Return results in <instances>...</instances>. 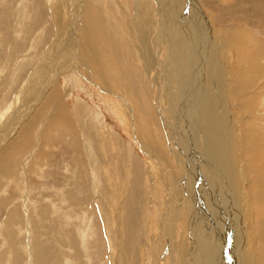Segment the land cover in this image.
Masks as SVG:
<instances>
[{
	"label": "rangeland",
	"instance_id": "obj_1",
	"mask_svg": "<svg viewBox=\"0 0 264 264\" xmlns=\"http://www.w3.org/2000/svg\"><path fill=\"white\" fill-rule=\"evenodd\" d=\"M62 1L63 3L61 4L65 8H61V10L66 9L63 14L64 21L63 23L60 22L64 25L62 30L57 28L58 24L54 16L51 15V11L53 13V2L59 3V0L0 1V140H3V142L0 143V158L2 155H5L4 151L9 150L8 154L11 158L10 160L13 161L14 165L16 164L12 170L6 169V172L0 170V264H117L118 259H121V264H149L151 258L154 256L155 250L156 255L164 256V264H171L173 260V264H176L178 258L181 259L182 257L180 253L176 254L172 252V248L175 246L176 242L184 243L186 241L189 243V250L186 253H190L192 242H195L198 246H200L199 244L203 246V242L209 240L205 228L207 227V223L211 226L214 214L213 209L215 206L208 205L207 207L210 210L203 211L200 207V203L197 201V197L194 200L192 199L193 207H195L192 210H194V215L198 213V216H201V224L198 226L200 229L197 228L198 223L195 224L194 222L197 219L196 217H192L190 220L189 215H192V211L187 207L189 211H184L182 216L178 215V217H180L177 220L178 225L174 224V229L171 230L169 233L170 235H164L166 234L164 231L168 223L164 224V217L166 215L162 214L161 210L165 209V204L169 201V198H166L165 194L168 196V194H171V191L168 187H164V190L162 188L164 184L161 182L162 174L165 175V172L160 168L156 160V155H160L161 150L165 158H170L171 146L169 143L172 141L169 138L168 122L165 121L164 123V114L162 111L158 110L159 107L155 100L154 87L156 79L158 81L167 79L166 75L168 74L170 77V72H172L175 94L178 92L179 95L186 98V106L185 102L184 104L180 103L176 106L177 110L180 109L185 114V109L187 107L189 110L188 113H191V115H188V117H190L189 121L187 115L180 117L182 122L185 121L184 126L186 130L180 126L179 133L181 140L178 139V141L174 135V144L178 143V145L184 147L185 142H187V138L185 137L190 133V140H193L192 146L195 147L194 139L197 138L195 128L198 125V118H195V115L201 110L203 111L206 102L203 99L207 100L208 96H210V98L215 97L214 104L212 102L210 104V110L205 109L201 112L205 118L210 120V126L213 124L216 117L214 114L216 113V122L219 121V124L215 125V129L218 128V125L224 128L225 134L221 137L220 141L226 138L224 139L225 147L227 145L229 146L226 147L227 158H225V165L227 168L226 170L229 172L228 179L230 180L226 181L225 185H223L222 178L217 175V172H214V170H211L214 172L211 176L214 180L217 181L219 179L220 182H222L221 184L222 187L224 186V192L220 200L224 199L226 205L227 202L225 199L227 196L229 197L231 207H234V211L231 212L232 216L234 217L233 212L236 213V217H234L237 224L236 228L240 223V230L245 234L246 238L244 237L245 239L242 240L243 245L239 252L242 264H249V256L253 264H255V261L256 264H258L257 261L258 258H260L259 254L261 253L262 244L259 238H254L252 227H250V211L247 210L249 208L247 205H249L248 201H252L251 208L253 207L252 210L255 209L253 202L258 201V199L257 195H255L256 188H254V184L256 185V180L259 176V181L263 185L264 190V149H262L264 148V32L261 33V31H264V25H253L251 28L247 27L248 24L246 23H248V16H246V14L250 13L241 14L242 12L236 10V6L238 5L245 11L246 8L249 7V5L246 4V0H243V2L242 0L187 1L193 3L200 15L203 14L208 21V29L205 33H200V35L207 34V41H210L207 49L208 53L205 54L204 52V56L201 53L202 60L200 63L202 67L199 69V66L194 67L193 64L190 65V69H187V65L180 67L179 63L181 61L179 62L177 56L172 52L168 59L173 57V62L176 63V66H174L173 62L171 63L173 67L166 65L167 59L166 61L164 59L166 55L160 56L161 58L158 62L159 66L157 65L155 70L151 71L152 74L149 72L151 68L147 66L148 61L146 60L155 58L153 57L155 53H157L155 49L159 48L157 45L154 49L153 46H151L148 51L146 46L143 44L141 46L139 38L144 39L146 42L148 36L146 33L140 35L142 31L134 27L137 23V18L135 19V16H139L138 21L140 22L141 16H147L151 12V9L144 5L151 0H141V2L139 0H127L130 1L128 5L122 3L125 7V11H127V14L124 15L125 21L128 19H130L129 22L133 20V23L130 22L131 24L126 23V27L123 24L124 21H121V13H123V10L117 3L115 4L117 0H91V2L93 1V11L97 10L96 16L98 19L96 23L101 24L100 27H98V31H92V34H90L88 30V25L90 21L92 22L90 17L92 13L88 15V17L85 16L83 12L84 1ZM158 1L157 6L159 4ZM151 4H153V1ZM62 5L60 6L62 7ZM230 6H233V10L228 13L225 9ZM223 7L224 11L220 9ZM72 8H74V10ZM100 10L102 11L100 12ZM159 12L160 9L157 18L161 17ZM190 14L193 15L192 12ZM256 15L257 14H254L253 17L264 18L261 15ZM242 17H246V20H244L246 21L245 23L236 21V19H242ZM161 19L162 17L158 19L159 22H161ZM218 19L221 21L218 22ZM87 20L88 23L84 22ZM227 21L229 22L227 23ZM84 23L87 25L86 34L92 44L91 55H94L96 67L94 65L95 63L89 65L87 59L84 58L87 66V68H85L83 62L76 59V57L82 56L81 51L77 48L81 45L78 36L80 32L83 31L81 27L86 26ZM231 29H233L234 33L236 30V33H238L239 30V34L243 36H245L246 32L248 35L250 34V36L255 37L254 40L263 39L262 52H260L262 55L258 54L259 49L255 47L253 38L248 37V43L242 44L240 49L242 51V58L238 57L239 52L236 48L231 46L230 41L228 42V40H233L237 37L233 34L232 36L228 35L227 32ZM60 33L62 34L61 36L64 38L66 37L67 40L65 42L66 47L64 48L65 59H61L62 62H60L63 65L59 64V66L61 65L63 67L62 72L56 71L57 67H54L55 69L53 68V66H55V61L58 59L56 55H53L55 56L54 59H52L53 56H51V54L48 55L50 48H52V45L56 41L55 39L58 38ZM63 34H66V36ZM154 34L152 36L157 39V36H154ZM200 35L197 32V36H195L197 42ZM207 44H205L202 50H206ZM190 47L195 49V52L196 49L199 50L197 46ZM192 49L190 52H192ZM55 50L57 49L53 50V54L56 52ZM74 54L75 56L73 58L72 55ZM151 54L154 55L152 56ZM47 55L51 57L52 61ZM192 55L191 58L195 59L194 53H192ZM175 56L176 58H174ZM261 57L263 58L261 59ZM191 58H189L188 61L192 60ZM211 62L213 63L212 67H210ZM113 65L114 67H112ZM152 66H155V64ZM163 68L164 70H162ZM212 68L214 71L211 72V70H213ZM166 69L169 70V73L165 71ZM100 71L104 72V76L98 79L95 78L94 75ZM115 74L119 75L117 76ZM198 74H200L199 77L197 76ZM201 75L203 76L202 79L200 77ZM67 76H71V78L69 79ZM50 78L51 80L53 79L52 84L50 83ZM31 79H37V81L40 79L33 87V90L39 85L42 86L43 82L47 81L48 84L45 83L47 86H45L46 88L44 89L40 86L42 91L36 90L37 92L33 97L28 95V98H33L32 100L34 103L31 102L30 104L33 106H31L32 108L29 116L27 115L24 117L22 113L26 110L29 103L27 96L24 97L27 95L25 90H29V82ZM103 79H106L108 82L99 85L94 81L96 80L102 83L104 81ZM175 79L178 80L175 81ZM192 79H195L196 82ZM188 80H190V82ZM50 84L51 89L54 88V93L57 87H59L62 92L60 91V97L58 98V96H56L57 98H55V100L53 98L49 104L50 106L44 110V112L46 111L47 113L45 112L44 115H41L40 109H44V106L48 103L47 99L50 98L49 94L52 91L48 88ZM193 84L199 85L200 90H203H199V94L194 93L192 89V87L194 88ZM105 85H107L106 88L103 87ZM99 86L103 87L105 90L104 93L109 91L110 94L111 92L115 94V98L121 102L116 103L112 100L113 97L109 98L108 95H106V100L111 103H105L100 97L101 93L99 88H97ZM242 86L244 87L243 89ZM120 87L122 88L120 89ZM45 89H48V92ZM185 93L186 95L184 96ZM190 99L194 101L195 105L192 103L193 101L190 103ZM59 100H61L60 103H62L63 106L61 104L57 112L51 114V112H53V107L57 106ZM191 104L195 107L194 109ZM76 107H80L82 112L81 115L83 116L81 120H79L81 125L78 126V124H76L79 128H70L66 124L64 127L53 129L49 125L52 118L55 116L57 117L64 111L61 110L62 108L65 110L68 109L69 112L71 111L72 117V112L77 111L74 109ZM220 107H222L223 113H221ZM129 108L135 111L137 120H139L136 124L140 126V128L144 125L151 126V123H159V127L156 125L158 128L157 132L152 134V137H147L149 151L153 154L152 159L156 161V166L154 168H150L152 162L150 163V156H148L150 154L149 151H145V146L141 145L140 141H138L144 138V131L139 133L135 128L136 126H134V128L137 131H135L132 125L129 129L125 124V112H127L126 110ZM38 111L40 112L38 113ZM48 111H51L50 114ZM25 112H27V110ZM152 112L155 115L152 114ZM37 113L40 118H36L38 117L36 115ZM63 113L68 115V112L64 111ZM209 113H211V115ZM193 114L196 121L192 119ZM129 115L128 112L127 116ZM224 115L225 120L223 121ZM169 116L173 118L171 114ZM142 117L145 119H142ZM27 122L33 125V133L31 132L32 136H29L27 143L23 144L18 141L20 144L18 145V143H16L17 146H14L16 145V139L20 136V131ZM89 125L92 126L90 127ZM73 126H75V124ZM45 128H47V131L51 129L48 134L45 133ZM12 132L13 136L10 137ZM86 134L87 136L90 134L92 137L93 135L99 136V141L98 138H96L94 143V150L96 152L94 165L98 167L102 166L101 173L104 171L101 179L103 186L106 188L105 197V193L103 194L104 189L103 192L101 188L97 189L98 186L101 187V184H99L101 180L92 170L94 167L90 159L92 146L88 145L89 138L88 140L86 139ZM162 135L167 143L163 141ZM76 136H82V141L79 137V142L77 143L78 140ZM207 140L209 145L212 143L210 147L212 152H215V138L211 136V138L209 137ZM12 144L13 147H10ZM201 146H198V149H201L199 152L203 154L205 160L208 159L207 161H210L209 158H205V149ZM254 148L257 149L255 150ZM11 150H13V152ZM108 155H111L110 158L112 159L113 157L114 159H108ZM97 156L99 157L98 159ZM200 160H203L201 156ZM174 162H176L175 159H172V167L178 172V166ZM247 163L249 165H247ZM89 164L92 166H89ZM100 164L102 165L100 166ZM90 167L92 169H90ZM214 167L216 166L214 165ZM222 168L220 169L221 171ZM160 170H162V172H160ZM201 173L204 174L203 171ZM222 173L223 172H221V174ZM223 175L225 176V174ZM148 176L153 179V186L155 185L158 192L154 187L152 191L150 187H148L152 184ZM194 178L195 177H193L192 182L197 184V178H195L196 180ZM137 186H140L142 191L138 189ZM143 189L145 193H143ZM186 191H189L186 192L187 196L188 193L192 195L190 190ZM215 193L217 194V188ZM134 198L135 201L139 200L138 204L136 202V204L134 203ZM143 198L147 201H143ZM140 199L143 202H141ZM176 200L175 202H178L179 198ZM175 202L172 203V208L174 204H176ZM180 202L186 203L181 199ZM106 203L108 205H106ZM221 204L222 203L219 202V206ZM235 204H238L237 206L239 207ZM258 207L257 204V209ZM236 208L238 209L236 210ZM114 212H116L117 216L121 215L118 216L119 219L121 218L120 220L118 218L117 220H113L111 216H113ZM145 212L151 213L149 217L151 223L147 221V213ZM11 213H13L16 218H13L15 222L20 219L19 222H16L19 224L18 226H20L18 229L16 226H12V229H10L11 227L7 229L8 217L12 215ZM226 217L228 222H230L228 214H226ZM145 220L149 222L147 226L144 224ZM154 221H157L158 224L160 223L161 225L158 227L156 226L157 228L154 227L152 224ZM10 222H12V220ZM113 222L114 225H112ZM149 224H151L150 232H152V234L147 236L144 234V231L148 230L150 227ZM196 230H199L201 238L204 236L201 240L202 243H198L199 237L196 232H194ZM201 231L204 232L202 233ZM9 232L14 233L12 235L13 238L11 237L12 242L9 238L11 236ZM228 232L231 231L228 230ZM191 233L193 237H191L190 240ZM233 234H236V232ZM120 236L122 240H120ZM159 237L162 238L163 244L156 243ZM127 238L130 241L127 240ZM255 239H257L258 244ZM144 240L152 244L151 248L148 247L145 253L144 249H146L145 245L147 242ZM123 241L125 242L123 243ZM115 249L117 250L115 251ZM123 250L125 251L122 252ZM200 251L199 256L202 257L203 255V259L205 260L202 249ZM173 255L177 256V258L173 257ZM190 255L184 254L185 264H199L197 263L199 260H197V258L191 259ZM156 257L151 264L160 263V261L156 262ZM227 259L229 262L226 261L225 264H240L238 261L237 263H231L230 257ZM244 259L248 260V262ZM180 264H183V259H181Z\"/></svg>",
	"mask_w": 264,
	"mask_h": 264
},
{
	"label": "bare ground",
	"instance_id": "obj_2",
	"mask_svg": "<svg viewBox=\"0 0 264 264\" xmlns=\"http://www.w3.org/2000/svg\"><path fill=\"white\" fill-rule=\"evenodd\" d=\"M1 1V0H0ZM51 1V0H50ZM60 2L59 3H54L53 2V5H52V10H53V13H52V11H51V15H53L54 16V18H55V21L57 22V28L58 29H60V30H62L63 28H64V25L62 24L63 23V14H64V12H65V10L63 9V10H61V8H65L61 3H63V1L62 0H59ZM75 1H77V0H75ZM84 2H83V4H84V6H83V12L85 13V16H87L88 17V15H91V13H92V16H90L91 17V19H92V22L90 21V24L88 25V30H89V32H90V34H92V31H98V27H100V23H96V21H97V19H98V17L96 16L97 15V10L96 11H93V1L91 2V0H83ZM140 2H141V0H139ZM152 1H153V4H151L152 3ZM157 1L158 0H151V1H149V2H147V3H145L144 5L145 6H147L149 9H151V12L149 13V15H147V16H141L142 18H141V21L139 22L138 21V19H139V16H135V19L137 18V23L135 24V28L136 29H138L139 28V31L141 30L142 31V33L140 34V35H144L145 33L147 34V36H148V40L145 42L144 41V39H142V38H139L140 40H139V43H140V45L142 46V44L144 45V46H146L147 47V49H148V51H149V49H150V47L151 46H153V49H154V47H156V45L158 46V48L159 49H155V52H157V53H155V56H153L152 54V56L153 57H155V58H153V59H147L146 61H148V63H147V66H149L151 69L149 70V72H150V74H152L151 73V71L152 70H155V67L158 65V62L160 61V56H165L166 55V58H164L165 59V61H166V59H167V62H166V65H169V66H171V63L173 62V57L171 58V59H168V57L170 56V54L172 53V52H174V55H176L177 56V58H178V60H179V66L180 67H184L185 65H187V69H190V65L191 64H193V66L195 67V66H199V69H200V67H202V64L200 63V61L202 60V55H201V53L203 54L204 52H205V54H207L208 52V46H209V42L210 41H207L208 40V38H207V34H204V35H200V33H205V31L208 29V26H207V23H208V21H207V19L204 17V15L203 14H201L200 15V13H199V11L196 9V7H194V4L193 3H189V2H187V1H189V0H159L158 2H159V4H158V6H157ZM191 1H193V0H191ZM197 1V0H196ZM3 2H5V0H3ZM44 2V1H43ZM103 2V1H102ZM128 2H130V1H127V0H117V2H115V4L117 3V5L123 10V13H121V21H124L123 22V24L125 25V27H126V23H128V24H131V23H133L132 21H130L129 22V20L130 19H128L127 21H125V18H124V15L125 14H127V11H125V7H124V5L123 4H125V5H128ZM194 2V1H193ZM242 2H243V0H242ZM242 2H240L241 4H243ZM246 4H248L249 5V7L248 8H246V10L244 11V10H242L238 5L236 6V10H238V11H240V12H242L241 14H243V13H250V14H246V16H248L247 17V22L248 23H246V24H248L247 25V27H249V28H251V26H256V25H264V18H262V17H253V15L254 14H257V15H261V16H263L264 17V0H246ZM2 3V2H1ZM72 3V2H71ZM77 3V2H76ZM81 3H82V1H81ZM123 3V4H122ZM209 3H211V2H209ZM213 3V2H212ZM48 4V3H47ZM100 4V3H99ZM111 4V3H110ZM109 4V5H110ZM113 4H114V2H113ZM5 5V4H4ZM60 5H62V7L60 6ZM73 5V4H72ZM81 5V4H80ZM104 5V4H103ZM136 5V4H135ZM221 5V4H220ZM244 5V4H243ZM243 5H242V7H243ZM43 6V5H42ZM79 6V5H78ZM98 6V5H97ZM56 7V8H55ZM59 7V8H58ZM69 7V6H68ZM74 7H75V5H74ZM80 7V6H79ZM159 7V8H158ZM219 7V6H218ZM247 7V6H246ZM66 8H67V6H66ZM82 8V7H81ZM245 8V7H244ZM73 10H74V8H72ZM101 9V8H100ZM159 9H160V12H159V14L161 15V17H162V19H161V22H159V20L158 19H160V18H157L158 17V11H159ZM220 9H222L223 11H224V7L223 8H220ZM235 9V8H234ZM69 10H70V8H69ZM200 10V9H199ZM233 10V6H230V7H227L226 9H225V11H227L228 13H230V11H232ZM80 11V10H79ZM102 10H100V12H101ZM237 11V12H238ZM100 12H99V14H100ZM193 13V15H191L190 13ZM103 13V12H102ZM202 13V12H201ZM1 14H2V12H1ZM55 14V15H54ZM62 15V16H61ZM104 15V14H103ZM256 15V16H257ZM84 16V17H85ZM101 16V15H100ZM242 16H244V15H242ZM104 17V16H103ZM143 17H144V19H143ZM232 17H234V16H232ZM154 18H155V20H154ZM246 17H242V19H236V21H241V23H245L246 21H244V20H246L245 19ZM86 19V18H85ZM102 19V18H101ZM100 19V20H101ZM104 19V18H103ZM230 19V18H229ZM235 19V18H234ZM54 20V19H53ZM99 20V21H100ZM146 20V21H145ZM221 20L220 19H218V22H220ZM226 21V20H225ZM235 21V20H234ZM60 22H62V23H60ZM84 22H86V23H88V20L87 21H84ZM139 22V23H138ZM229 21H227V23H228ZM60 23V24H59ZM146 23V24H145ZM226 23V22H225ZM237 23V22H236ZM219 24V23H218ZM84 25H86L85 23H84ZM103 25V24H102ZM243 25V24H242ZM105 26V25H104ZM174 26H176V27H174ZM258 26H257V28H258ZM86 27H87V25L84 27H81L82 29L81 30H83V31H81L80 32V35L78 36V38H79V42L81 43V45L80 46H78V48L77 49H79L80 51H81V53H82V56H80V57H76V59H78V61L80 60V61H82L83 62V64H84V66H85V68H87V66H86V60H84V58L85 59H87V62L89 63V65L90 64H93V63H95L94 62V55H91V52H92V44H91V41L89 40V38H87V30H86ZM104 28V27H103ZM237 28V27H236ZM240 28V27H239ZM252 30V29H251ZM21 31V30H20ZM136 31V30H135ZM138 31V30H137ZM197 32H198V34L200 35V37H199V39H198V42L196 41V39H195V36H197ZM237 32V30L235 31V33H234V31H233V29H231L229 32H227L228 33V35H231L232 36V34L233 35H236L237 37H236V39H230V40H228V42L230 41L231 42V46H233L234 48H236L237 49V51L239 52V56L238 57H241L242 58V51L240 50L241 49V47H242V44H246V43H248L247 41H248V37H251V38H253V40H254V38L255 37H253V36H250V34L248 35L246 32H245V36H243V35H241V34H239V30H238V33H236ZM259 32V31H258ZM264 31H261V33H263ZM155 33V34H154ZM226 33V34H227ZM67 34H69V33H67ZM154 34V36H157V39H155V37H153L152 35ZM264 34V33H263ZM62 34L60 33L59 35H58V38H56L55 40V42H54V44L52 45V48H50V52H49V54L48 55H50L51 54V56H53V55H56V57L58 58L56 61H55V66H53V68L54 67H57V70L56 71H59V72H62L63 71V67L61 66H59V64H62V63H60V62H62V60H64L65 59V52H64V48L66 47L65 46V42L67 41L66 40V37L64 38V37H62L61 36ZM64 35V34H63ZM22 36V35H21ZM64 36H66V34L64 35ZM118 36V35H117ZM71 37V36H70ZM68 38V37H67ZM209 38L211 39V36L209 35ZM70 39V38H69ZM68 39V40H69ZM94 39H95V37H94ZM78 40V39H77ZM158 40V41H157ZM257 40V41H256ZM250 41V40H249ZM262 41H263V39L262 40H258V39H255L253 42H254V44H255V47H257L259 50H258V54H261L260 52H262ZM147 43V44H146ZM208 43V44H207ZM205 44H207V48H206V50H202L203 48H204V46H205ZM253 44V45H254ZM257 44V45H256ZM68 45H69V43H68ZM252 45V46H253ZM72 46H73V44H72ZM143 46V47H144ZM190 46H197L198 47V49L199 50H197L196 49V52H195V49H192ZM214 46V45H213ZM229 46H230V44H229ZM61 48V49H60ZM211 48V47H210ZM54 49H57V50H55L56 52L53 54L52 52H53V50ZM192 49V52H190V50ZM211 50V49H210ZM261 50V51H260ZM251 51V50H250ZM79 52V51H78ZM152 52V51H151ZM192 53H194V58L195 59H192L191 58V56H193L192 55ZM106 54V53H105ZM47 55V56H48ZM262 55V54H261ZM73 56V58H74V56H75V54L74 55H72ZM113 56H115V55H113ZM176 56L174 57V58H176ZM203 56H204V54H203ZM48 57H50V56H48ZM54 57L55 56H53L52 57V59H54ZM150 57V56H149ZM98 58H99V56H98ZM189 58H191L192 60H189L188 61V59ZM214 58V57H213ZM260 58V57H259ZM263 57H261V59H262ZM51 61H52V59H51V57L49 58ZM62 59V60H61ZM72 59V58H71ZM111 59V58H110ZM158 60V61H157ZM215 60V59H214ZM76 61V60H75ZM188 61V62H187ZM49 62V61H48ZM118 62V61H117ZM215 62V61H214ZM240 62V61H239ZM255 62V61H254ZM47 63V62H46ZM107 63H108V61H107ZM110 63V62H109ZM164 63V62H163ZM174 63V66H176V63L175 62H173ZM17 64V63H16ZM52 64V63H51ZM99 64V63H98ZM114 64V63H113ZM122 64V63H121ZM153 64H155V66H152ZM213 63L211 62V66L210 67H212L213 65H212ZM252 64H255V63H252ZM63 65V64H62ZM74 65V64H73ZM95 65V67H96V63L94 64ZM47 66V65H46ZM110 66V65H109ZM159 66V65H158ZM253 66V65H252ZM71 67V66H70ZM75 67V66H74ZM112 67H114V65L112 66ZM171 67H173V66H171ZM65 68V67H64ZM108 68H110V67H108ZM55 69V68H54ZM179 69V68H178ZM195 69V68H194ZM197 69V68H196ZM213 69V68H212ZM51 70V69H50ZM99 70H100V67H99ZM102 70V69H101ZM113 70V69H112ZM162 70H164V68L162 69ZM210 70V69H209ZM252 70V69H251ZM76 71V70H75ZM104 71V70H103ZM167 73H169V70H165ZM190 71V70H189ZM193 71H195V70H193ZM201 71V70H200ZM212 71H214V69L213 70H211V72ZM253 71H254V69H253ZM51 72V71H50ZM157 72V71H156ZM196 72V71H195ZM205 72V71H204ZM110 73V72H109ZM116 73V72H115ZM121 73V72H120ZM191 73V72H190ZM254 73V72H253ZM111 74V73H110ZM170 74H171V76L169 77L168 76V74L166 75V77H167V79H161V80H155V87H154V95H155V100H156V103L158 104V107H159V109L158 110H160V111H162L163 112V114H164V123H165V121H167L168 122V127H169V138H170V140L172 141L171 143H169V145L171 146L170 147V152H171V154H170V158H165V156L164 155H162L163 154V152L160 150V155H156V160L158 161V163H159V166H160V168H162L163 169V171L165 172V175H163L162 174V181L161 182H163L164 184H163V186H162V188H163V190H164V187H168L169 188V190L171 191L170 193L171 194H168V196H167V194H165V196H166V198L168 197L169 198V201H168V199H167V204H165V209H163V210H161V212H162V214H164V215H166L164 218H165V222H164V224H167L168 223V225H167V227H166V230L164 231V233H166V234H164V235H170L169 233L171 232V230H173L174 229V224L175 225H178V222H177V220H178V218H180V217H178V215L179 216H182L183 214H184V211H189V210H191L192 212V215H189V217H190V220H191V218L192 217H196L197 219L194 221L195 222V224L196 223H198V225H197V228L198 229H200L198 226H199V224H201V222H200V219H201V216H198V213H195V215H194V210H192V209H194L195 207H193V200L197 197V201H198V203H200V207L202 208V210L204 211V210H210L207 206L208 205H210V206H215L214 207V209H213V211H214V214H213V217H212V222H211V226H210V224L209 223H207V227L205 228L206 229V234H207V236L209 237L208 239L209 240H207V242H203V246H201V244H199L200 246H198V245H196L195 244V242H192V245H191V248H190V253H186L188 250H189V246H190V244L189 243H187L186 241L184 242V243H182V242H176L175 243V241H174V243H175V246L173 247V245H172V252L173 253H180L181 255H182V257H181V259H183V264H185V262H184V254H186V255H190L191 256V259H193V258H197V260H199V262H197V263H206V264H225V262L227 261V262H229L228 261V259L227 258H229L230 257V259H231V263H237V261H238V263H240V264H242V260H241V257H240V255H239V252H240V248L242 247V243H243V239H245L246 237H245V234L242 232V230H240V223L238 224V226H237V228H236V221H235V219H234V217H236V213H234L233 212V215H234V217L232 216V214H231V212L232 211H234V207L232 206L231 207V202H230V199H229V197L227 196L226 197V199H225V201L227 202L226 203V205H225V202H224V199L223 200H220L221 199V195H222V193L224 192V186L222 187V182H220V180L218 179L217 181L216 180H214L213 179V177L211 176L212 175V173H214V172H217V175H219L221 178H222V181H223V185H225V183H226V181H229L230 179H228V176H229V172H228V170H226L227 168H226V165H225V158H227V151H226V147H229L228 145L225 147V140L224 139H226V138H224V139H222V141H220V139H221V137H223L224 136V134H225V131H224V128H223V126L221 127V126H219L218 125V128L217 129H215V125L216 124H219L218 122H216V117H217V114L215 113L214 115L216 116L215 117V119H214V121H213V124H212V126H210V120H208L207 118H205L204 116H203V111L205 110V109H209V107H210V104H211V102L214 104V98L215 97H213V98H210V96H208V98H207V100L206 99H203V100H205L206 102H205V105H204V108H203V111L201 112H199V113H196V115H195V118L197 117L198 118V125H197V127L195 128V132H196V137L197 138H195L194 139V146L196 147H193L192 146V142H193V140H190L191 139V136L188 134L187 135V137H185V138H187V142H185V146L184 147H181L180 145H178V143L177 144H174V135H175V138L178 140H181L180 139V133H179V128H181L180 126H182L183 128H184V130H186L185 129V126H184V122H182L181 121V119H180V117H183L184 115H187V119H188V121L190 120V117H188V115H191V113L189 114L188 113V108L186 107V109H185V114L180 110V109H178L177 110V108H176V106L178 105V104H180V103H183L184 104V102H185V106H186V98H183L181 95H179V93L177 92V94H175V92H174V88H173V83H174V81H172V72H170ZM174 74V73H173ZM193 74H196V73H193ZM201 74V73H200ZM200 74H198L197 76L199 77V75ZM242 74V73H241ZM250 74V73H249ZM52 75V74H51ZM115 75H117V74H115ZM114 75V76H115ZM119 75V74H118ZM117 75V76H118ZM158 75V74H157ZM156 75V76H157ZM253 75V74H252ZM95 78H101V77H103L104 76V72H98V73H96L95 75ZM121 76V75H120ZM160 76V75H159ZM238 76H239V74H238ZM68 77V76H67ZM191 77V76H190ZM201 77V79H202V75L200 76ZM242 77H243V75H242ZM245 77V76H244ZM253 77V76H252ZM251 77V78H252ZM47 78V77H46ZM69 79L71 78V76L70 77H68ZM213 78H214V76H213ZM85 79V78H84ZM107 79H108V77H107ZM120 79V78H119ZM200 79V78H199ZM40 79H38V81H39ZM43 80V79H42ZM49 80V79H48ZM50 80H51V78H50ZM104 81L102 82V83H99V82H97L96 80H94L97 84H106V82H108V81H106V79H103ZM176 80H178V79H175V81ZM192 80H194V82H196V80L195 79H192ZM210 80H212V79H210ZM38 81H37V79H31V81L29 82L30 84H29V90H25V92H26V94L27 95H25L24 97H26L27 96V98L29 97L28 95H30V96H34L35 95V93L37 92V91H42V89L41 88H46L45 86H47V85H45V83H47L48 84V82L46 81V82H43V85L41 86V85H39L35 90H33V87L36 85V83H38ZM52 81H53V79L51 80V84H52ZM56 81V80H55ZM87 81H88V79H87ZM100 81V80H99ZM122 81V80H121ZM152 81V80H151ZM189 82H190V80H188ZM199 81V80H198ZM39 83H41V82H39ZM92 83V82H91ZM198 83V82H197ZM202 83V82H201ZM51 84H50V87L48 86V88H50L51 89ZM190 84V83H189ZM241 84H242V82H241ZM108 85V84H107ZM107 85H105V86H103L104 88H106V86ZM40 86H41V88H40ZM59 86V85H58ZM73 86V85H72ZM120 86V85H119ZM121 86H122V84H121ZM193 86H194V88L192 87V89H193V91H194V93H198L199 94V90H200V87H199V85H196V84H193ZM197 86H198V90H197ZM54 87V86H53ZM103 87L102 86H99V87H97V88H99V90H100V93H101V95H100V97H101V99H103L104 100V102L105 103H111L110 101H107L106 100V95H108V97L110 98V97H113L112 98V100L113 101H115L116 103H120L116 98H115V94H112V92H111V94H110V92L108 91V92H106V93H104L105 92V90L103 89ZM124 87V86H123ZM38 88H40V89H38ZM69 88V87H68ZM110 88V87H109ZM122 87H120V89H121ZM190 88V87H189ZM241 88V87H240ZM244 87L242 86V89H243ZM31 89V90H30ZM49 89V90H50ZM53 89L54 88H52L51 90V92H50V94H49V96H50V98H48L47 100H48V103L44 106V109L43 108H41L40 109V111H38V113L40 112V114L41 115H44L45 114V112H44V110L46 109V108H48L50 105V103H51V101H52V99L54 98V100H55V98H57L56 96H58V98L60 97L59 95V93H60V91H61V89L59 88V87H57L55 90V93L53 92ZM74 89V88H73ZM111 89H112V87H111ZM37 90V91H36ZM46 90V89H45ZM44 90V91H45ZM108 90V89H107ZM201 90H203V89H201ZM200 90V91H201ZM245 90V89H244ZM47 92H48V89L46 90ZM114 91V90H113ZM62 92V91H61ZM187 92V91H186ZM189 92V91H188ZM191 92V91H190ZM203 92V91H202ZM43 93V92H42ZM45 93V92H44ZM54 93V94H53ZM117 93V92H116ZM67 94V93H66ZM186 95V93L184 94V96ZM189 95H190V93H189ZM188 95V96H189ZM193 95V94H192ZM197 95V94H196ZM215 95V94H214ZM43 96V95H42ZM70 96V95H69ZM147 96V95H146ZM199 96V95H198ZM203 96V95H202ZM207 96V95H206ZM32 97H30V98H26L27 100H29V103H28V106L31 104V102H33V98ZM65 97V96H64ZM120 97V96H119ZM193 97V96H192ZM196 97V96H195ZM205 97V96H204ZM41 98V97H40ZM39 98V99H40ZM69 98V97H68ZM190 98V97H189ZM194 98V97H193ZM200 98V97H199ZM218 98H220V97H218ZM34 100H35V97H34ZM37 100V99H36ZM41 100V99H40ZM57 100V99H56ZM65 100H67V99H65ZM154 100V101H155ZM216 100H218V99H216ZM188 101V100H187ZM193 100L192 99H190V103L192 102ZM61 102V100H59V102L57 103V106H54L53 107V112H51V111H48L49 112V114H50V112H51V114H55L56 112H57V109L59 108V107H61V104L62 103H60ZM114 102V103H115ZM25 103H26V101H25ZM34 103V102H33ZM37 103V102H36ZM35 103V104H36ZM46 103V102H45ZM44 103V104H45ZM193 104H194V101L192 102ZM81 104V103H80ZM80 104H79V106H80ZM108 104V105H109ZM197 104V103H196ZM201 104V103H200ZM67 105V104H66ZM131 105V104H130ZM195 105V104H194ZM28 106L26 107V110H27V112H23L22 114H24L23 116L25 117V116H29V114H30V111H31V106H33V105H30V107L28 108ZM62 106H63V104H62ZM65 106V105H64ZM112 106V105H111ZM114 106V105H113ZM191 106H192V104H191ZM190 106V107H191ZM197 106V105H196ZM43 107V106H42ZM67 107V106H66ZM65 107V108H66ZM81 107V106H80ZM80 107H76V108H74V109H76L77 111H73L72 112V117H71V111L69 112V110L67 111V110H65V109H61V110H64L65 112H68V115L67 114H64L63 112L64 111H62V113L60 114V115H58L56 118L54 117V118H52L51 120H50V126L53 128V129H58V128H61V127H64V126H66V124L68 125V127H76V128H79L78 126H80L81 125V123H79V120H81V117H83L81 114H82V112H81V110H80ZM84 107V106H83ZM179 107V106H178ZM193 107V106H192ZM68 108V107H67ZM153 108V107H152ZM180 108V107H179ZM182 108V107H181ZM195 107H193V109H194ZM222 107H220L219 109H220V111H221V113H223L224 111L221 109ZM34 109V108H33ZM87 109V108H86ZM85 109V110H86ZM89 109V108H88ZM24 110V109H23ZM84 110V111H85ZM210 110V109H209ZM127 112H125V114H126V122H125V124H126V126L130 129V127H131V125H132V127L134 128V126H136L135 128L138 130V132L139 133H141V131H144V133H145V136H144V138H142L141 140L139 139L138 141H140V143H141V145H143V146H145L144 148H145V151H149V147H148V144H147V137H152V134H154L155 132H157V130H158V128L156 127V125L159 127V123L158 122H156V123H151L152 125H153V127H152V125L151 126H142V128H140V126H138L137 124H136V122L137 121H139V120H137V115L135 114V111L132 109V108H129L128 110H126ZM76 112H77V114H76ZM128 112H129V116H127L128 115ZM147 112H149V111H147ZM161 112V113H162ZM209 112V111H208ZM207 112V113H208ZM38 113L36 114L38 117H36V118H40L39 117V115H38ZM47 113V112H46ZM89 113V112H88ZM193 113H194V111H193ZM212 113V112H211ZM211 113H209L210 115H211ZM152 114H154L153 112H152ZM172 115L173 116V118L172 117H170L169 115ZM208 114V115H209ZM35 115V116H36ZM155 115V114H154ZM153 115V116H154ZM157 115V114H156ZM51 116V115H50ZM152 116V115H151ZM34 117V116H33ZM192 117V116H191ZM49 118V117H48ZM195 118H194V114H193V118L192 119H194L195 120ZM212 118V117H211ZM46 119H47V117H46ZM142 119H145L144 117H142ZM147 119V118H146ZM31 120H32V118H31ZM48 120V119H47ZM223 121L225 120V115H224V118L222 119ZM221 120V121H222ZM65 121V122H64ZM89 121V120H88ZM187 121V122H188ZM196 121V120H195ZM47 122V121H46ZM76 122V123H75ZM89 122H91V121H89ZM152 122V121H151ZM84 123V122H83ZM194 123V122H193ZM75 124V126H73ZM76 124H78V126L76 125ZM89 124V123H88ZM139 124V123H138ZM167 124V123H166ZM189 124H190V122H189ZM188 124V125H189ZM46 125V124H45ZM94 125V124H93ZM191 125V124H190ZM189 125V126H190ZM50 126H47V127H50ZM88 126V125H87ZM90 126V125H89ZM92 126V125H91ZM90 126V127H91ZM138 126V127H137ZM203 126V127H202ZM32 127H33V125H31L30 124V122H27L26 124H25V126H24V128L20 131L21 133H20V136L18 137V139H16V141H15V144L16 143H18V141H20L21 143H23V144H25V143H27V141L29 140L28 138H29V136L31 135L32 136V134H31V132H32ZM89 127V128H90ZM98 127V126H97ZM193 127V126H192ZM202 127V128H201ZM67 128V127H66ZM134 128V129H135ZM132 129V128H131ZM133 129V130H134ZM135 129V131H137ZM192 129V128H191ZM215 129V130H214ZM51 130V129H50ZM50 130H48L47 131V128H45V133L46 134H48L49 133V131ZM153 130V131H152ZM132 131V130H131ZM135 131H133V132H135ZM188 131H190V130H188ZM15 133V132H14ZM33 133V132H32ZM44 133V134H45ZM55 133V132H54ZM90 133H92V132H90ZM13 132L11 133V135H10V137H12L13 135ZM74 134H76V133H74ZM79 134V133H78ZM183 134V133H182ZM136 135V134H135ZM167 135V134H166ZM74 136V135H73ZM85 136H87V134L85 135ZM138 136V135H137ZM136 136V137H137ZM194 136V135H193ZM211 136H213L214 138H215V152H212V149H211V147H210V145L212 144H210L209 145V142H208V140L207 139H209V137L211 138ZM75 137V136H74ZM80 137V136H79ZM78 136H76V138H77V140H78V138H79ZM139 137V136H138ZM137 137V138H138ZM140 137H142V136H140ZM167 137V136H166ZM195 137V136H194ZM17 138V137H16ZM82 138V136L79 138V139H81ZM88 138H89V140H88ZM93 138V139H92ZM96 138H98V141H99V136H97V135H93V137L89 134L87 137H86V139L88 140V142H89V146H92V150H91V154H90V159H91V162H92V164L94 165L95 164V161H94V157L96 156V152H95V150H94V147H95V139ZM6 139V138H5ZM28 139V140H27ZM75 139V138H74ZM85 139V140H86ZM162 139H163V141L165 142V143H167L166 141H165V138L163 137V135H162ZM76 140V141H77ZM178 140V141H179ZM26 141V142H25ZM81 141H82V139H81ZM97 141V142H98ZM214 141V140H213ZM1 142H3V140H0V143ZM20 142L18 143V145L20 144ZM79 142V140L77 141V143ZM85 142V141H84ZM13 143V142H12ZM80 143H82V142H80ZM100 143V142H99ZM183 144V143H182ZM82 145V144H81ZM105 145V144H104ZM201 146L202 148H204L205 149V158H209V160L210 161H207V160H205L204 159V156H203V154H201L199 151L201 150H199L198 149V146ZM3 146V145H2ZM14 146H17V144L16 145H14ZM76 146V145H75ZM10 147H13V144L10 146ZM9 147V148H10ZM26 147V146H25ZM16 148V147H15ZM22 148V147H21ZM183 148V149H182ZM255 150L257 149V148H254ZM262 149H264V148H262ZM14 150V149H13ZM13 150H11L12 152H13ZM16 150V149H15ZM108 150V149H107ZM110 150V149H109ZM261 150V149H260ZM259 150V151H260ZM28 151V150H27ZM5 152V155H2L1 156V158H0V170H3L4 172H6L7 170L6 169H8V170H12V169H14L13 167L16 165H14V163H13V161L12 160H10L11 158H10V156H9V150L8 151H4ZM98 152V151H97ZM198 152H199V154H198ZM11 153V152H10ZM93 153V154H92ZM111 153V152H110ZM149 155L148 156H150V163L152 162V164H151V167L150 168H154L156 165V161L154 160V159H152V156H153V154H152V152L151 151H149ZM98 154V153H97ZM229 154V153H228ZM203 158V160H200V156ZM111 156V155H110ZM110 156L108 155L107 156V158L108 159H110V160H112V159H114L113 157H112V159L110 158ZM99 157H100V155H99ZM98 156H97V159L99 158ZM184 158H185V162H184ZM172 159H175V161L176 162H174V163H176V165L178 166V172L176 171V170H174V167H172L173 165V163H172ZM98 161V160H97ZM222 161H223V163H224V166H223V163H222ZM228 161V160H227ZM103 162V161H102ZM208 162V163H207ZM150 163H149V165H150ZM18 164V163H17ZM251 164V163H250ZM91 164H89V166H90ZM102 164H100V166H101ZM214 165L216 166V167H214ZM247 165H249L248 163H247ZM92 166V165H91ZM228 166V165H227ZM102 167V166H101ZM101 167H98V166H96V165H94V167H93V169L90 167V169H92L93 171H94V173L97 175V177L101 180V183L99 182V184H101V187L100 186H98L97 187V189L98 188H101L102 190V192H103V189H104V192H103V194H104V197H105V195H106V188L103 186V183H102V177H103V172L101 173ZM223 167V168H222ZM252 167H253V165H252ZM115 168H116V166H115ZM215 168H217V169H215ZM222 168V171L220 170ZM248 169V168H247ZM249 169H250V167H249ZM103 170H104V168H103ZM211 170H214V172L213 171H211ZM230 170V169H229ZM117 171V170H116ZM115 171V172H116ZM203 171V173L204 174H202L201 172ZM251 171V170H250ZM160 172H162V170H160ZM221 172H223L222 174H221ZM117 174V173H116ZM149 174V173H148ZM201 174H202V176H201ZM223 174H225V176L223 175ZM108 176V175H107ZM213 176H214V174H213ZM215 176H216V174H215ZM227 176V177H226ZM193 177H195V178H197V184H194V182H192V180H193ZM260 177V176H259ZM259 177L257 178V180H256V185L254 184V188H256V194L255 195H257V199H258V201H256V202H253L254 203V210H252V208H251V203H252V201H248V203H249V205H247L249 208L247 209V210H249L250 211V213H249V219H250V224H251V226L250 227H252V232L254 233L253 235H254V238H259L260 239V241H261V244H262V247H261V253L259 254L260 255V258H258V264H264V190H263V185L260 183V181H259ZM148 178L152 181V184H151V186H148V187H150V190L152 191V189H153V187L155 188V185L153 186V179H151V177L150 176H148ZM194 178V179H195ZM216 178V177H215ZM227 178V179H226ZM15 179V178H14ZM13 179V180H14ZM196 180V179H195ZM106 181V180H105ZM251 181V180H250ZM160 182V183H161ZM216 182V183H215ZM98 183V182H97ZM110 183V182H109ZM140 183V182H139ZM98 184V185H99ZM128 184V183H127ZM194 184V185H193ZM253 184V183H252ZM147 187V186H146ZM251 187H253V186H251ZM112 188V187H111ZM114 188H116V187H114ZM137 188L138 189H140V186L138 187L137 186ZM162 188H161V190H162ZM168 188H166V189H168ZM216 188H217V194L215 193V191H216ZM137 189V190H138ZM141 190V189H140ZM149 190V191H150ZM154 190V189H153ZM155 190H156V188H155ZM186 190H190L191 191V193H192V195L190 194V193H188V196H187V193L186 192H189V191H186ZM95 191V190H94ZM142 191V190H141ZM143 191H144V189H143ZM157 191V190H156ZM25 192V191H24ZM158 192V191H157ZM136 193V192H135ZM143 193H145V191L143 192ZM167 193H168V191H167ZM139 194V193H138ZM151 194V193H150ZM160 194V193H159ZM186 194V195H185ZM196 194V195H195ZM134 195H136V194H134ZM141 195V194H140ZM139 195V196H140ZM190 195V196H189ZM202 195H203V197H202ZM156 196H157V193H156ZM160 196H161V194H160ZM185 196V197H184ZM230 196V195H229ZM142 197V196H141ZM163 197V196H162ZM193 197V198H192ZM106 198H107V196H106ZM179 198V201L178 202H175V201H177L176 199H178ZM231 198V197H230ZM137 199V198H136ZM180 199L183 201V202H186V203H181L180 202ZM193 199V200H192ZM242 199V198H241ZM103 200V199H102ZM134 200V203L136 202L137 204L139 203V200L138 201H135V198L133 199ZM234 200V199H233ZM140 201L141 202H143V201H147V200H145L144 198H143V201L140 199ZM164 201V200H163ZM162 201V202H163ZM239 201V200H238ZM238 201H237V203H238ZM244 202L246 201V200H243ZM106 202V201H105ZM104 202V203H105ZM150 202V201H149ZM165 202H166V200H165ZM164 202V203H165ZM176 203L177 204V207H178V209H177V207H176V204H174V207L172 208V203ZM205 202V203H204ZM219 202H221L222 204L219 206ZM230 202V203H229ZM235 202V201H234ZM241 202V201H240ZM247 202V201H246ZM108 203H109V201H108ZM135 203V204H136ZM145 203V202H144ZM4 204V203H3ZM99 204V203H98ZM97 204V205H98ZM146 204H148V203H146ZM205 204V205H204ZM257 204H258V209H257ZM106 205H108L107 203H106ZM141 205V204H140ZM139 205V206H140ZM236 205V204H235ZM238 205V204H237ZM236 205V206H237ZM138 206V205H137ZM152 206V205H151ZM168 206V207H167ZM219 206V207H218ZM242 206V205H241ZM15 207V206H14ZM55 207V206H54ZM124 207V206H123ZM155 207V206H154ZM189 208V210H188V208ZM237 207H239V206H237ZM119 208V207H118ZM140 208V207H139ZM200 208V209H201ZM233 208V209H232ZM260 208V209H259ZM238 208H236V210H237ZM148 210V209H147ZM244 210V209H243ZM133 212V211H132ZM148 212H149V210H148ZM148 212H145V213H147L146 214V219H147V221H150V223H151V219H149V217H150V214L151 213H148ZM206 212V211H205ZM239 212V211H238ZM237 212V213H238ZM202 213V212H201ZM242 213V212H241ZM12 215H9V217H8V225H7V229L8 228H10V229H12L13 227L12 226H16L17 227V229H18V227H20V226H18L19 224H17L16 222L18 221L19 222V220H16V222H15V216L13 215V213H11ZM200 214V213H199ZM206 214V213H205ZM204 214V215H205ZM226 214H228V218H229V220H230V222H228V220H227V217H226ZM248 214V213H247ZM138 215V214H137ZM118 216H121V215H118ZM118 216H117V214H116V212H114V214H113V216H111V217H113V220H117V218H118ZM162 216V215H161ZM207 216V215H206ZM110 217V218H111ZM244 217V216H243ZM13 218H15V219H13ZM131 218V217H130ZM119 219V218H118ZM121 219V218H120ZM119 219V220H120ZM243 219V218H242ZM12 220V222H10ZM240 220V219H239ZM14 221V222H13ZM187 221H188V218H187ZM112 222V221H111ZM160 222V221H159ZM171 222H172V224H171ZM193 222V221H192ZM240 222V221H239ZM243 222V221H242ZM143 223V222H142ZM148 223L149 222H146V220H145V226H147L148 225ZM120 224V223H119ZM118 224V225H119ZM153 225H154V227H158V226H160L161 224L159 223L158 224V222L156 221H154L153 223H152ZM171 224V225H170ZM191 224H193V223H191ZM111 225V224H110ZM112 225H114V222H113V224ZM149 228H148V230L146 231H144L145 233L144 234H146L147 236H149L150 234H152V232H150L151 231V224H149ZM195 226V225H194ZM193 226V227H194ZM156 227V228H157ZM177 227V226H176ZM211 227H212V229H211ZM120 228V227H119ZM196 228V227H195ZM236 228V229H235ZM131 229V228H130ZM229 231H231V232H228V230ZM20 230V229H19ZM119 230V229H118ZM121 230H123V229H121ZM127 230V229H126ZM192 230V229H191ZM213 230H214V232H213ZM10 231V230H9ZM193 231V230H192ZM20 232V231H19ZM118 232V231H117ZM194 232H196V234L198 235V237H199V242L198 243H202L201 242V240H202V238L204 237H202L201 238V236H200V232H199V230H196V231H194ZM202 232V231H201ZM204 232V231H203ZM202 232V233H203ZM234 232H236V234H233ZM10 233V241L12 242V235L14 234L13 232H9ZM17 233V232H16ZM214 233V234H213ZM18 234V233H17ZM121 235V234H120ZM161 235V234H160ZM205 235V234H204ZM252 235V234H251ZM15 236V235H14ZM195 236V235H194ZM12 237V238H11ZM19 237V236H18ZM123 237V236H122ZM175 237V236H174ZM191 237H193L192 236V233H191V236H190V240H191ZM197 237V236H196ZM206 237V236H205ZM245 237V238H244ZM148 238V237H147ZM254 238H253V240H254ZM154 239V238H153ZM161 239V240H160ZM171 239V238H170ZM205 239H207V238H205ZM120 240H122L121 239V236H120ZM127 240H129L128 238H127ZM156 240V239H155ZM175 240V239H174ZM194 240H195V238H194ZM256 240V242H257V239H255ZM130 241V240H129ZM144 241H146L147 242V244L145 245L146 246V249H144V253L148 250V247L149 248H151V243L150 242H148L147 240H144ZM157 242V244H163L162 243V238L161 237H159V238H157V240H156ZM125 241H123V243H124ZM127 242V241H126ZM189 242V241H188ZM254 242V241H253ZM128 243V242H127ZM145 243V242H144ZM149 244V245H148ZM257 244H258V242H257ZM119 245V244H118ZM122 245V244H121ZM125 245V244H124ZM127 245V244H126ZM123 246V245H122ZM121 246V247H122ZM198 246V247H197ZM10 247H11V245H10ZM120 247V246H119ZM125 247V246H124ZM157 247V246H156ZM123 248V247H122ZM251 248V247H250ZM256 248V247H255ZM129 249V248H128ZM202 249V253L204 254V256H205V260L203 259V255H202V257L201 256H199L200 255V250ZM242 249V248H241ZM19 250V249H18ZM117 249H115V251H116ZM118 250H119V248H118ZM120 250H121V248H120ZM239 250V251H238ZM2 251V250H1ZM115 251H114V253H115ZM125 250H123L122 252H124ZM131 251V250H130ZM156 251V250H155ZM155 251H154V256L151 258V260H150V262H149V264H151V262L155 259V257H156V262L157 261H160V263H157V264H164V256H162V255H156L155 254ZM161 251V250H160ZM192 252V253H191ZM253 252V251H252ZM128 253V252H127ZM251 253V252H250ZM158 254V253H157ZM193 254V255H192ZM245 254V253H244ZM252 255V254H251ZM179 256V255H178ZM173 257H175V258H177V256H174L173 255ZM172 257V258H173ZM248 257V256H247ZM34 258V257H33ZM244 258V257H243ZM246 258V257H245ZM113 259V258H112ZM181 259L180 258H178V260H177V262H176V264H180L181 263ZM189 259V258H188ZM10 260V259H9ZM171 260V259H170ZM245 260V259H244ZM169 261V260H168ZM174 261V260H173ZM173 261H171V264H173ZM196 261V260H195ZM245 261H247L248 262V260H245ZM121 259H118L117 260V264H121ZM10 263V262H9ZM153 264V263H152ZM196 264V263H195ZM249 264H253L252 263V261L250 260V256H249ZM255 264H256V261H255Z\"/></svg>",
	"mask_w": 264,
	"mask_h": 264
}]
</instances>
